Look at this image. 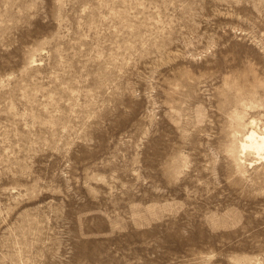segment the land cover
<instances>
[{
  "label": "rangeland",
  "instance_id": "374dc122",
  "mask_svg": "<svg viewBox=\"0 0 264 264\" xmlns=\"http://www.w3.org/2000/svg\"><path fill=\"white\" fill-rule=\"evenodd\" d=\"M253 127L264 0H0V264H264Z\"/></svg>",
  "mask_w": 264,
  "mask_h": 264
},
{
  "label": "bare ground",
  "instance_id": "6f19581e",
  "mask_svg": "<svg viewBox=\"0 0 264 264\" xmlns=\"http://www.w3.org/2000/svg\"><path fill=\"white\" fill-rule=\"evenodd\" d=\"M252 125H255L252 122ZM258 128V127H257ZM241 153L244 157L250 153L260 162H264V130L252 128L243 135L240 143Z\"/></svg>",
  "mask_w": 264,
  "mask_h": 264
}]
</instances>
